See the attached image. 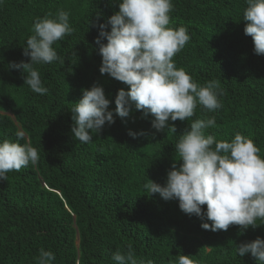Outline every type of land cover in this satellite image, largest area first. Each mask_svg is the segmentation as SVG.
Returning <instances> with one entry per match:
<instances>
[{
    "label": "trees",
    "instance_id": "1",
    "mask_svg": "<svg viewBox=\"0 0 264 264\" xmlns=\"http://www.w3.org/2000/svg\"><path fill=\"white\" fill-rule=\"evenodd\" d=\"M0 264H264V0H0Z\"/></svg>",
    "mask_w": 264,
    "mask_h": 264
}]
</instances>
